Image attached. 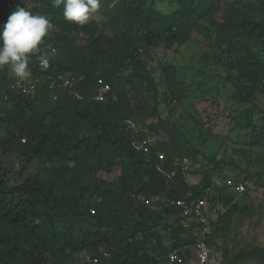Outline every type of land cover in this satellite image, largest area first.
<instances>
[{
  "label": "trees",
  "instance_id": "1",
  "mask_svg": "<svg viewBox=\"0 0 264 264\" xmlns=\"http://www.w3.org/2000/svg\"><path fill=\"white\" fill-rule=\"evenodd\" d=\"M33 1L31 11L49 16L54 25L41 48L51 45L60 54L57 51L44 72L53 77L39 80L32 94L12 88L17 84L15 76L0 74V100L5 103L0 105V127L6 125L7 131L5 137L0 136V264H51L57 255L70 257L86 252L90 260L77 264L165 263L171 249L192 244L195 239L173 201L205 195L217 211L207 238L211 245L223 220L237 212L245 213L233 199L248 192L247 182L242 181L247 189L241 195L225 183L216 187L208 174L200 184L190 186L179 158L171 160L154 144L150 152L136 149L134 139L143 138L126 122L127 117L117 115V102L108 93L105 100L94 98L97 78L110 85L117 79L107 66V57L116 72L137 65L138 61L132 60L140 49L136 38L156 46L188 41L193 1L172 0L177 8L165 14L147 0H121L118 7L110 9V20H101L100 30L94 19L83 26L65 20L63 5L54 7L52 0ZM205 1L197 3L203 6ZM4 2L0 0V24L12 13ZM208 3V9L217 5L222 12L211 26L219 33L221 43L225 38L234 49L227 79L237 89V100L254 103L264 83V59L255 48L264 47V0L258 2L263 14L258 20L251 0ZM82 31L89 35L78 45ZM31 61L30 81L41 73L35 55ZM162 67L172 95L181 99L183 90L176 70L168 64ZM100 68L103 76L95 72ZM62 73L75 76L81 99L73 94L74 88L70 92L53 83ZM38 98H42L40 104ZM162 125L149 127L158 131L165 128ZM258 135L253 134L256 145L260 144ZM115 169L120 172L113 179L101 174H111ZM162 170L175 171V176L169 179ZM160 193L166 200L156 210L146 199ZM216 199L233 204L221 213L213 203ZM166 229L170 232L169 244L163 232ZM187 229L190 235L182 236ZM231 261L264 263V245L243 248ZM55 264L60 262L56 260Z\"/></svg>",
  "mask_w": 264,
  "mask_h": 264
},
{
  "label": "rangeland",
  "instance_id": "2",
  "mask_svg": "<svg viewBox=\"0 0 264 264\" xmlns=\"http://www.w3.org/2000/svg\"><path fill=\"white\" fill-rule=\"evenodd\" d=\"M192 1L193 23L189 26L192 35L188 41L172 46H156L143 42L140 37L136 38V45L140 49L134 53L132 60L138 63L136 66L130 65L129 71L116 72L111 58L107 57V66L117 78L111 85L108 97L111 96V100L117 102L114 104L119 108L117 115L127 117L126 122L139 131V138L151 137L153 144L160 147L168 158L173 161L180 159L183 170L177 167L184 172L190 186L200 184L205 174L210 176L216 187L223 185L229 177L247 182L248 192L233 199V203L245 208V213L237 212L223 220L221 230L210 248L216 259L215 264H264L258 261H231V257L243 248L264 245V83L254 103L237 100V89L227 79L234 49L225 38L224 43H221L219 33L211 26L222 12L217 5L208 9V0L203 6L197 3L198 0ZM251 1L256 5V19H261L263 14L259 0ZM120 2L101 0L100 9L90 14L89 21L94 19L99 30L102 29L101 20H110V9L118 7ZM147 2H152L165 14L177 8L172 0ZM107 32L110 34L111 29L108 28ZM88 35L87 31H82L78 45L84 43L82 39ZM259 46L255 45L256 51L264 59V47ZM61 54L64 55L65 51ZM164 64L176 70L181 82L179 88L183 90L179 100L171 93L172 88L162 67ZM4 72L15 76L7 66L0 68V74ZM95 72L98 76L104 75L101 68ZM31 76L24 81L29 82ZM41 99H37V104H40ZM4 104L0 100V105ZM0 116L3 114L0 113ZM160 122H163L164 129L160 127L158 131H153L149 127ZM6 132V125L0 127L1 137H5ZM254 133L260 134L259 145L255 144ZM119 172V169H115L111 174L104 171L101 174L108 180ZM165 200L166 195L160 193L146 199V203L159 210ZM213 203L221 213L233 204L226 205L221 199ZM168 220L172 222V219ZM187 228L194 233L193 227ZM163 232L168 244L171 243L169 230ZM190 233L187 229L182 236L188 237ZM88 259V252L72 254L70 257L57 255L51 259V264H55L56 260L60 264H77Z\"/></svg>",
  "mask_w": 264,
  "mask_h": 264
},
{
  "label": "built area",
  "instance_id": "3",
  "mask_svg": "<svg viewBox=\"0 0 264 264\" xmlns=\"http://www.w3.org/2000/svg\"><path fill=\"white\" fill-rule=\"evenodd\" d=\"M4 4L9 8L11 12L15 11L17 7H25L30 10L35 5V2H31V0H5ZM32 12V11H31ZM35 14L34 12H32ZM41 47V45H40ZM57 54V49L55 48ZM39 64V63H38ZM39 71L36 79L29 82H22L19 84H13L12 88H20L27 94H32L33 90L36 87V84L39 80H47L53 77L46 76L45 71L47 67H43L39 64ZM56 80L53 83L58 82L59 85H63L65 88L71 92L72 88H74L73 94L77 97H80L76 87V78L75 76L68 74H59L55 78ZM97 84L99 85V92L96 96L98 100H105L106 94L109 93L112 89L111 85L107 83L103 78H98ZM56 95L54 96V98ZM133 129L135 126L130 125ZM134 131H138L134 129ZM24 141V139H23ZM153 144V139L151 137L143 138L142 140L134 139L133 145L138 150H143L145 153L150 152V147ZM160 159H164V155L160 154ZM163 173H166L169 179H172L175 176V171L166 172L162 170ZM225 185L230 188L237 195L243 194L247 186L242 181H236L234 178L229 177L224 181ZM208 192V189H207ZM208 195L199 198H191V199H177L174 200L173 203L180 207L181 209V217L183 218L186 226L193 227L195 239L192 244L171 249L167 254L165 263L161 264H215L216 259L212 254V250L210 245L207 242L208 235L212 231V221L215 220L217 216L216 208L210 207V203L208 200ZM91 212H95L93 208L90 209ZM190 249V252H186V250ZM90 260V259H88Z\"/></svg>",
  "mask_w": 264,
  "mask_h": 264
},
{
  "label": "clouds",
  "instance_id": "4",
  "mask_svg": "<svg viewBox=\"0 0 264 264\" xmlns=\"http://www.w3.org/2000/svg\"><path fill=\"white\" fill-rule=\"evenodd\" d=\"M52 4L54 7L63 5L64 19L83 26L88 23L90 14L100 9L101 0H52ZM53 27L46 15L33 14L25 7H17L6 22L0 24V68L7 66L18 78L17 84L31 76L29 65L33 55L43 67L49 65L56 50L51 45L44 48L40 45ZM97 87L99 92L98 84ZM78 94L81 99L82 95Z\"/></svg>",
  "mask_w": 264,
  "mask_h": 264
}]
</instances>
